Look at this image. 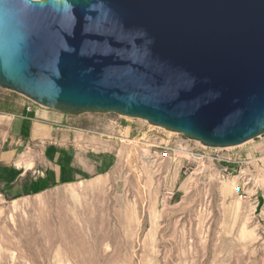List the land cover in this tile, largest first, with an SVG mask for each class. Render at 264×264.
Instances as JSON below:
<instances>
[{
  "label": "water",
  "instance_id": "water-1",
  "mask_svg": "<svg viewBox=\"0 0 264 264\" xmlns=\"http://www.w3.org/2000/svg\"><path fill=\"white\" fill-rule=\"evenodd\" d=\"M0 88L238 147L264 135V0H0Z\"/></svg>",
  "mask_w": 264,
  "mask_h": 264
},
{
  "label": "rangeland",
  "instance_id": "rangeland-1",
  "mask_svg": "<svg viewBox=\"0 0 264 264\" xmlns=\"http://www.w3.org/2000/svg\"><path fill=\"white\" fill-rule=\"evenodd\" d=\"M22 106L91 140L96 167L81 179L66 169L43 193H0V264H264V135L209 149L143 120L68 116L0 88V116ZM168 144L184 153L162 160Z\"/></svg>",
  "mask_w": 264,
  "mask_h": 264
},
{
  "label": "crops",
  "instance_id": "crops-1",
  "mask_svg": "<svg viewBox=\"0 0 264 264\" xmlns=\"http://www.w3.org/2000/svg\"><path fill=\"white\" fill-rule=\"evenodd\" d=\"M41 115L34 108L26 111L22 106L0 116V193L4 195L43 193L67 179L66 169L72 168L74 173L70 174L81 179L80 169L93 171L96 167L89 152H84L92 146L91 140L76 139V132L66 133ZM25 180H30V186L19 183Z\"/></svg>",
  "mask_w": 264,
  "mask_h": 264
},
{
  "label": "built area",
  "instance_id": "built-area-1",
  "mask_svg": "<svg viewBox=\"0 0 264 264\" xmlns=\"http://www.w3.org/2000/svg\"><path fill=\"white\" fill-rule=\"evenodd\" d=\"M31 109H30V107L28 106L27 108H26V111H30ZM175 153H184L183 151H181V150H176L175 148H173V147H171V145H165V146H162V147H160V150H159V152H158V157H160L162 160H164V159H168V158H170V156L171 155H174ZM224 174H226V175H228V170H225L224 172H223Z\"/></svg>",
  "mask_w": 264,
  "mask_h": 264
}]
</instances>
